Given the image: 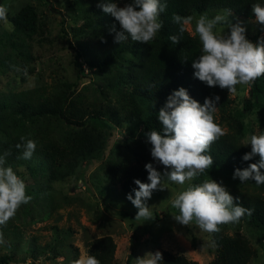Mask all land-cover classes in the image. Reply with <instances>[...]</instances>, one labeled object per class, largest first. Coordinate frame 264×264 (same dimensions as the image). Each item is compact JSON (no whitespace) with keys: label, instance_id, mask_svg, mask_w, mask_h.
<instances>
[{"label":"trees","instance_id":"1","mask_svg":"<svg viewBox=\"0 0 264 264\" xmlns=\"http://www.w3.org/2000/svg\"><path fill=\"white\" fill-rule=\"evenodd\" d=\"M166 3L167 8L159 17L163 27L152 41L144 44L129 38L119 44L114 42V33L110 32V28L115 25L119 31L120 25L97 6L98 0L89 3L72 1L82 14V24L72 28L77 44L74 63L77 64L82 57L90 69L103 74L104 82L100 89L103 100L89 101L82 91L77 90L80 80L86 77L80 63L76 66L74 81L62 80L55 84L23 88L0 100V155L9 153L5 158L6 166H11L15 172L17 168L24 167L32 178L38 173L44 175L48 182L63 181L75 175L81 164L102 161L115 132L124 126L127 136L122 143L127 148H130L129 140L134 143L131 152L135 163L125 157L116 161L110 159L106 169L110 178L118 182L124 195L131 193L134 196L132 190L138 187L134 180L148 182L144 165L153 163L156 167L144 151L145 146L133 137L135 131L140 129L139 135L145 140V133L150 130L163 134L157 119L158 111L173 90L183 87L201 104L205 97L218 95L220 100L213 114L214 121L222 129L225 128V135L214 142L206 153L213 157L212 167L198 176L193 184L202 183L201 180L215 173H223L233 182L239 181L232 179L234 169L246 168L259 160L258 155L248 161L242 159L244 153L251 151V145H242L249 130L243 121V114L257 109L263 114L264 121V76L248 86V97L242 109L236 110L227 89L208 87L194 77L191 64L201 54L199 38L187 29L178 44H173L169 37L179 35L178 25L172 22L173 14L187 17L203 14L209 9H224L235 16L254 19L251 5H264V0H166ZM8 21L12 26V36L31 38L38 33L37 8L33 4L21 6L8 15ZM257 38L256 34L250 39L255 43ZM21 137L25 141L31 139L36 142L31 159H23V149L16 148L18 143H24ZM243 184L251 191L229 193L239 197L237 202L240 205L252 209L251 215L244 217L264 238V184L257 185L252 180ZM121 216L127 217L128 214L121 213ZM132 227L130 247L133 252L138 235L133 224ZM191 238L195 240L192 235ZM53 241L52 245L45 244L42 250L32 245L24 253L37 258L38 250H50L56 255L55 249L58 246L60 251L61 246H56L58 238ZM212 242L214 255L207 264H248L255 253L248 239L239 232L228 235L220 229L212 233ZM67 248L73 251L76 260L78 248L72 244ZM115 250L116 243L111 235L96 237L85 243V253L95 256L100 264H114ZM159 252L162 254L160 264H199L182 254L167 250ZM130 257L131 252L126 264H130ZM11 261L12 254L0 255V264H11Z\"/></svg>","mask_w":264,"mask_h":264},{"label":"rangeland","instance_id":"2","mask_svg":"<svg viewBox=\"0 0 264 264\" xmlns=\"http://www.w3.org/2000/svg\"><path fill=\"white\" fill-rule=\"evenodd\" d=\"M72 1L74 0H0V5L7 7L8 15L15 13L25 4L35 5L39 25L38 33L26 38L12 36L10 22L5 24L0 21V100L23 88L55 84L62 80L74 81L77 75L76 66L79 63L86 77L80 80L77 90L82 91L89 101L103 100L100 95L101 84L104 82L103 74L96 69H90L82 57L77 64L74 63L77 44L72 28L82 24V14ZM78 1L89 3L91 0ZM115 2L118 6L125 3L124 0ZM205 13L210 18L217 14L229 15L232 23L239 22L245 27L246 38L250 41L252 35L257 34L259 37L264 34L255 18L238 17L224 9H209ZM192 17L194 19L187 26V31L198 37L194 28L195 18L199 15ZM236 88L235 93H230L232 106L241 110L244 100L248 97V86L237 85ZM243 115V121L249 128L244 141L252 134L264 133L263 114L259 110L245 112ZM139 132L140 129H137L133 137L140 140L145 146L147 156L152 159L151 144L140 136ZM126 136L124 126L117 129L102 161L83 163L75 175L60 182H48L44 175L38 173L32 178L24 167L17 168L16 174L24 180L26 192L31 194L32 199L28 204L21 205L6 225L0 226L5 241L0 245V255L12 254L11 264H74L85 254L87 241L111 235L116 243L114 264H126L130 252L129 263L136 264L137 257L162 250L182 254L199 264H207L214 255L212 233L201 230L195 222L184 226L173 218L179 213L171 207L169 201L187 184L180 186L166 181L167 188L154 191L146 201L154 218L143 222L135 220L137 209L119 189L118 182L110 178L106 169L110 159L116 161L125 157L135 163V156L131 152L134 143L128 141L130 148L122 143ZM155 165L157 171H165L162 165ZM87 166L90 168L87 169ZM205 179L222 181L229 192L251 191L249 186L239 181L233 182L223 173H215ZM193 182L194 180L191 181ZM121 213H127L128 216L123 217ZM132 224L138 235L137 246L133 252L130 247ZM220 229L228 235L235 232L244 235L255 252L248 264H264V238L258 229L247 223L245 217L237 223L220 225ZM191 235L195 240H192ZM54 238H58L56 246H61L60 251L58 246L55 249L56 255L50 250H38L37 258L25 255L26 248L36 245L42 250L45 244L52 245ZM69 244L78 248L76 260L73 251L67 248Z\"/></svg>","mask_w":264,"mask_h":264},{"label":"clouds","instance_id":"3","mask_svg":"<svg viewBox=\"0 0 264 264\" xmlns=\"http://www.w3.org/2000/svg\"><path fill=\"white\" fill-rule=\"evenodd\" d=\"M98 7L110 14L119 23L117 31L112 25L110 32L114 33V42L131 41L148 44L163 27L160 14L167 8L166 0H129L123 6H118L115 0H98ZM255 22L261 26L264 33V5H251ZM8 9L0 5V21L8 23ZM229 15L217 14L209 17L206 13L195 18L194 31L199 37L201 54L192 60L194 77L204 82L208 87L219 86L235 93L237 85L251 86L264 76V34L254 43L246 38L245 27L237 22L232 23ZM194 17H182L173 14L172 22L178 25L179 35H171L169 39L178 44L187 26ZM226 29V31L224 30ZM187 59H185L186 61ZM218 95L205 97L203 104L193 99L183 87L170 93L165 103L158 111L157 119L162 125V132L150 130L146 135L151 144L150 154L156 164L162 165L163 173L157 171L153 163L144 165L148 182L135 179L138 186L133 194H127V199L137 209L135 220L147 221L154 218L153 212L146 201L157 190L167 188L166 181L184 186L174 198L170 199L171 207L178 210L173 218L181 225L195 224L207 233H217L220 225L237 223L246 214L251 215L252 209L240 205L239 197H233L222 181L205 179L202 183L191 181L210 169L214 163L208 155L211 145L225 131L214 121L217 111ZM23 144L18 143L17 149H23L22 158L31 159L36 150V142L21 137ZM242 145H251V151L244 153L242 159L251 160L259 156L256 163H250L246 168H236L232 179L240 183L252 180L257 185L264 184V133L252 134ZM0 155V226L6 225L12 219L21 205L28 204L32 197L26 193V184L11 166H6V156ZM3 233L0 232V245L4 244ZM162 254L159 251L148 252L143 257L136 258V264H160ZM74 264H100L93 255H81Z\"/></svg>","mask_w":264,"mask_h":264}]
</instances>
